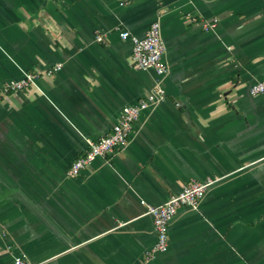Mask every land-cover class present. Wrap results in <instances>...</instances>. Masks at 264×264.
Instances as JSON below:
<instances>
[{
	"label": "crops",
	"instance_id": "crops-1",
	"mask_svg": "<svg viewBox=\"0 0 264 264\" xmlns=\"http://www.w3.org/2000/svg\"><path fill=\"white\" fill-rule=\"evenodd\" d=\"M154 22L161 78L119 35ZM26 73L34 85L0 100V264H144L147 205L209 178L150 264H264V96L250 94L264 80V0H0V86ZM158 80L167 100L126 145L68 176L86 139L112 133Z\"/></svg>",
	"mask_w": 264,
	"mask_h": 264
},
{
	"label": "built area",
	"instance_id": "built-area-1",
	"mask_svg": "<svg viewBox=\"0 0 264 264\" xmlns=\"http://www.w3.org/2000/svg\"><path fill=\"white\" fill-rule=\"evenodd\" d=\"M202 26L205 31H214L218 27V20H203ZM120 38L130 40L133 46L132 63L142 69H154L159 78L169 73V67L163 62L166 47L162 38V30L159 22L152 23L146 36L139 38L129 31L121 30ZM98 41H104V35L97 34ZM62 69V64H56L46 72L51 76ZM36 76L26 73L20 80L6 82L0 86V100L5 96L29 89L35 83ZM253 96H264V80L256 81L251 88ZM167 95L160 80L153 91L148 93L138 103L123 108L119 122L115 125L112 133L95 141L86 139L87 150L84 155L73 162L68 171V176L78 177L97 158H109L116 151L123 148L128 142L136 122L143 113L150 111L157 103L166 102ZM178 106L180 104H177ZM219 179H207L204 182L191 181L177 195L171 196L165 203L159 206L147 205V214L152 216L156 232L155 244L146 251L144 264H150L158 253L167 252L169 249V229L171 222L182 207L195 208L206 196L208 190ZM15 264H32L25 258L17 256Z\"/></svg>",
	"mask_w": 264,
	"mask_h": 264
}]
</instances>
